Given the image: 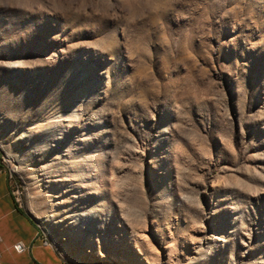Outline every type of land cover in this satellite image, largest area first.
Returning <instances> with one entry per match:
<instances>
[{"label": "rangeland", "instance_id": "obj_1", "mask_svg": "<svg viewBox=\"0 0 264 264\" xmlns=\"http://www.w3.org/2000/svg\"><path fill=\"white\" fill-rule=\"evenodd\" d=\"M0 164L63 264H264V0H0Z\"/></svg>", "mask_w": 264, "mask_h": 264}, {"label": "crops", "instance_id": "obj_2", "mask_svg": "<svg viewBox=\"0 0 264 264\" xmlns=\"http://www.w3.org/2000/svg\"><path fill=\"white\" fill-rule=\"evenodd\" d=\"M0 164V263L63 264L38 222L17 202Z\"/></svg>", "mask_w": 264, "mask_h": 264}, {"label": "bare ground", "instance_id": "obj_3", "mask_svg": "<svg viewBox=\"0 0 264 264\" xmlns=\"http://www.w3.org/2000/svg\"><path fill=\"white\" fill-rule=\"evenodd\" d=\"M141 238L144 239V240H146L147 237H145V235H143Z\"/></svg>", "mask_w": 264, "mask_h": 264}, {"label": "trees", "instance_id": "obj_4", "mask_svg": "<svg viewBox=\"0 0 264 264\" xmlns=\"http://www.w3.org/2000/svg\"><path fill=\"white\" fill-rule=\"evenodd\" d=\"M1 167H3V166H1Z\"/></svg>", "mask_w": 264, "mask_h": 264}]
</instances>
